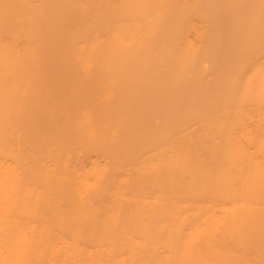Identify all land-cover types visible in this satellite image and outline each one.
<instances>
[{
  "label": "bare ground",
  "instance_id": "6f19581e",
  "mask_svg": "<svg viewBox=\"0 0 264 264\" xmlns=\"http://www.w3.org/2000/svg\"><path fill=\"white\" fill-rule=\"evenodd\" d=\"M0 264H264V0H0Z\"/></svg>",
  "mask_w": 264,
  "mask_h": 264
}]
</instances>
